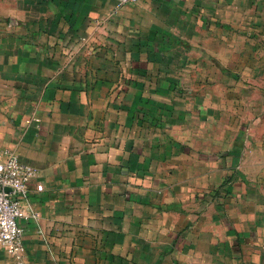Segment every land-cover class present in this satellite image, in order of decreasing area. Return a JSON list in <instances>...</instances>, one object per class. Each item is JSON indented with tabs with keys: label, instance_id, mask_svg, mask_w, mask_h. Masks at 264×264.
I'll use <instances>...</instances> for the list:
<instances>
[{
	"label": "crops",
	"instance_id": "0c3cea01",
	"mask_svg": "<svg viewBox=\"0 0 264 264\" xmlns=\"http://www.w3.org/2000/svg\"><path fill=\"white\" fill-rule=\"evenodd\" d=\"M115 1L29 0L26 12L0 0L14 18L0 25V147L38 170L24 264H264V46L252 47V108L237 87L251 155L222 157L210 122L204 148L188 142L177 90L143 51V33L173 17L156 2L181 0ZM0 264H16L1 247Z\"/></svg>",
	"mask_w": 264,
	"mask_h": 264
},
{
	"label": "rangeland",
	"instance_id": "374dc122",
	"mask_svg": "<svg viewBox=\"0 0 264 264\" xmlns=\"http://www.w3.org/2000/svg\"><path fill=\"white\" fill-rule=\"evenodd\" d=\"M20 2L26 12L31 8L29 0ZM156 5L166 13L173 12V17L166 18L168 31L143 33V39L151 41L143 51L152 58L153 72L163 76L166 86L177 90L178 96L173 99L186 112L182 126L196 132L188 142L199 143L200 132L210 122L218 141L213 153L222 152L224 157L227 148L236 151L238 146L240 154L245 150L250 156V132L243 136L234 125L239 105L237 87L244 80L249 85L246 94L251 100L244 101L245 107L252 108V47L256 43L261 49L264 46V0H181L170 7L157 1ZM35 8H44V4L37 2ZM3 21L13 23L14 18L0 16V25ZM243 53L249 58H243ZM167 99L166 105H171L172 99ZM201 145L204 148V139ZM238 156L232 158L235 174L239 170ZM247 180L252 182V177Z\"/></svg>",
	"mask_w": 264,
	"mask_h": 264
},
{
	"label": "built area",
	"instance_id": "2783aa9c",
	"mask_svg": "<svg viewBox=\"0 0 264 264\" xmlns=\"http://www.w3.org/2000/svg\"><path fill=\"white\" fill-rule=\"evenodd\" d=\"M138 1L116 0L114 6L115 9H119ZM37 175L38 170L35 166L22 161L12 150L0 147V247L14 258L16 264H24L23 229L19 220L28 217L24 200L28 194L29 184ZM41 189L42 185L36 183V190Z\"/></svg>",
	"mask_w": 264,
	"mask_h": 264
}]
</instances>
